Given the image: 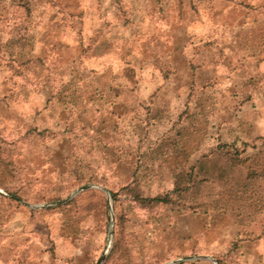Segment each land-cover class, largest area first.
Masks as SVG:
<instances>
[{
  "label": "rangeland",
  "instance_id": "obj_1",
  "mask_svg": "<svg viewBox=\"0 0 264 264\" xmlns=\"http://www.w3.org/2000/svg\"><path fill=\"white\" fill-rule=\"evenodd\" d=\"M263 136L264 0H0V264H264ZM200 165L224 210L132 199Z\"/></svg>",
  "mask_w": 264,
  "mask_h": 264
},
{
  "label": "trees",
  "instance_id": "obj_2",
  "mask_svg": "<svg viewBox=\"0 0 264 264\" xmlns=\"http://www.w3.org/2000/svg\"><path fill=\"white\" fill-rule=\"evenodd\" d=\"M260 139L261 143L264 144V136L260 137ZM248 146L249 145L245 142H241L240 148L236 147L234 143H219L216 146L211 156L212 158H221L223 160V166L215 180H225L228 172L242 166L244 163H247L249 167L247 168V177H251L252 174L256 172L255 167L253 169L250 167L254 154L246 151ZM194 168L195 166H190L187 172L174 175L172 188L170 190L151 197H142L134 193L132 194V199L141 207L176 206V209L180 212L186 209L201 208V206L207 211L224 210V203H222L220 199H212L204 203L199 201V197H194L195 190L203 186V184L211 178L212 174L210 171L206 170L203 165H200L196 170ZM122 189L127 190L128 187L125 186ZM233 193L234 192H232V194ZM110 194L114 197L116 192H110ZM187 196H191V201H184ZM244 200L248 202V205H253V208L263 203V200H260L259 196H254V201H252L247 195Z\"/></svg>",
  "mask_w": 264,
  "mask_h": 264
},
{
  "label": "water",
  "instance_id": "obj_3",
  "mask_svg": "<svg viewBox=\"0 0 264 264\" xmlns=\"http://www.w3.org/2000/svg\"><path fill=\"white\" fill-rule=\"evenodd\" d=\"M91 187H94L93 185H82V186H79L77 188H75L74 190H72L65 198L63 199H59V200H56V201H51V202H47V203H44V204H28V203H25L23 202L26 206H29V207H32V208H46V207H50L52 205H55V204H62L68 200H70L76 193L82 191V190H85V189H88V188H91ZM101 189L102 191H104V193L109 197L108 195V191L102 189V188H99ZM5 195H7L6 193H4ZM13 199L17 200V201H20V199L18 197H15V196H11ZM109 209H110V205L108 206ZM111 221H112V216H111ZM106 255V248L102 251V253L100 254V256L97 258L96 260V263L95 264H101V262L103 261L104 257ZM191 259H204V260H208L212 263H214V259L209 257V256H205V255H195V256H184V257H181V258H178V259H173L171 261H168L166 263H163V264H175V263H178L180 261H187V260H191Z\"/></svg>",
  "mask_w": 264,
  "mask_h": 264
}]
</instances>
